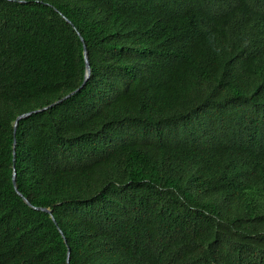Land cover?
Wrapping results in <instances>:
<instances>
[{
	"label": "trees",
	"instance_id": "obj_1",
	"mask_svg": "<svg viewBox=\"0 0 264 264\" xmlns=\"http://www.w3.org/2000/svg\"><path fill=\"white\" fill-rule=\"evenodd\" d=\"M68 249L264 264V0H0V264Z\"/></svg>",
	"mask_w": 264,
	"mask_h": 264
},
{
	"label": "water",
	"instance_id": "obj_2",
	"mask_svg": "<svg viewBox=\"0 0 264 264\" xmlns=\"http://www.w3.org/2000/svg\"><path fill=\"white\" fill-rule=\"evenodd\" d=\"M63 19H65V21L69 24H71V22L66 19L64 16H62ZM72 25V24H71ZM73 26V25H72ZM74 28V27H73ZM78 34V37L80 38V41L82 43V49H83V60H84V64H85V71H84V79H83V82L82 84L76 89L74 90L73 92H71L70 94L66 95L65 97H63L61 100L57 101V102H54L46 107H43L41 109H37V110H33V111H29L27 113H24V114H21L19 115L15 122H14V126H13V135H15V131H16V128L18 126V123L19 121L21 120H24V119H27L29 117H31L32 115L34 114H38V113H41V112H44L46 110H48L49 108L57 105L58 103L62 102L63 100L65 99H68L70 96H72L73 94H75L76 92H78L81 88H83V86L85 85V83L89 80L90 78V75H91V69H90V64H89V60H88V55H87V51H86V46L84 44V40L83 38L80 36L79 33ZM15 140L13 141V152H12V156H13V162L15 161ZM12 169H13V174H12V184H13V188H14V191L16 192V194L22 198V200L32 209L34 210H38V211H42L44 213H47V214H51V210L49 209H46V208H38V207H34L32 206L27 200L26 198L23 197V195L18 191L17 187H16V174H15V170H14V164L12 165ZM51 219L54 221L53 217L51 216ZM59 232L60 234L62 235L63 239H64V236H63V233L62 231L59 229ZM65 241V239H64ZM66 242V241H65ZM67 264H69V249H68V252H67Z\"/></svg>",
	"mask_w": 264,
	"mask_h": 264
},
{
	"label": "clouds",
	"instance_id": "obj_3",
	"mask_svg": "<svg viewBox=\"0 0 264 264\" xmlns=\"http://www.w3.org/2000/svg\"><path fill=\"white\" fill-rule=\"evenodd\" d=\"M226 2L224 1V2H222V4H225ZM244 66H245V74H244V77L248 74V72H249V70H250V68L252 67L251 66V63L249 62V63H247V64H244Z\"/></svg>",
	"mask_w": 264,
	"mask_h": 264
}]
</instances>
